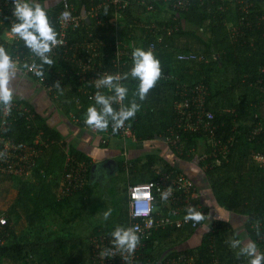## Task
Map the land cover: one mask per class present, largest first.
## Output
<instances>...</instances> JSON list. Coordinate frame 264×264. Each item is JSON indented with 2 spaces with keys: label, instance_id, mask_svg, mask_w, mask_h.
I'll list each match as a JSON object with an SVG mask.
<instances>
[{
  "label": "trees",
  "instance_id": "trees-1",
  "mask_svg": "<svg viewBox=\"0 0 264 264\" xmlns=\"http://www.w3.org/2000/svg\"><path fill=\"white\" fill-rule=\"evenodd\" d=\"M72 1L77 11L81 13L101 4L104 0ZM42 2L50 16L52 15L49 19L59 33L56 21L61 8L59 0ZM132 3L137 4L136 1ZM153 3L155 8L151 11L141 6L142 17L133 14L136 18L139 17L137 21L131 18L133 5L129 6L119 21L122 27L119 37L128 44L130 54L134 47L147 50L151 42H155L156 49L153 51L162 69L160 79L150 90L147 98L143 102L137 99V102L141 103L140 111L126 122L138 139H151L156 136L172 138L171 130H177L175 124L179 115L175 102L181 99L180 87L186 85L191 89L205 85L208 90L205 107L214 113V123L217 125L215 137L221 142L233 137L226 157L222 152L213 150L208 133L183 132V147L179 148V145L174 143L170 146L182 158L194 156L199 158L200 167L204 168L220 205L230 211L248 215L246 224L248 235L256 242L259 251L264 253V165L255 160V155H264V132L254 134L257 124L264 121V25L260 22V15L264 14V0H242L235 4L226 1L224 10L220 9L222 4L220 0H191L181 8L175 7L173 0H158ZM165 12H170L166 19H157L161 13L165 15ZM99 16L101 21L108 23L113 16V6L103 5ZM153 17L157 19L160 32L166 35L162 43L156 42L158 33H149L139 25L143 21L150 22ZM94 23L95 21L86 22V25ZM6 24H9L7 20ZM108 26L114 29L112 25ZM234 26L237 27L236 31L232 29ZM97 28L105 31L102 25ZM167 28H171L173 34L167 35L165 31ZM3 35L4 29L0 27V36ZM112 38L114 39V36L111 37V34L104 35L103 40L111 43ZM15 47V42L4 41V48L9 54L14 53ZM105 53L106 56L101 57L102 69L113 68L114 47L107 46ZM182 53H193L195 56L191 59H181L179 55ZM131 57L132 55L125 56L129 63L125 66L124 73L132 67ZM54 69L57 73L66 71L67 78L64 84L67 87L51 92L57 91L60 94L58 102L66 112H73L83 119L87 107L94 101L79 92L80 76L76 71L68 75L71 70V64L68 62H62L54 66ZM55 80L50 78V83L54 84ZM123 82L129 90L128 98L124 102L127 104L134 98L133 93L136 91L138 81L129 78ZM91 89L96 91V88ZM24 104L31 108L34 116L27 119L21 110H14L8 127L3 133L0 132V135L7 136L15 145L33 144L39 136L43 143L40 146L42 152L37 160V167L32 169L30 176L0 174V184L18 181L17 195L9 209L3 212L7 223L0 224V264H94V248L91 242L93 236L87 241H82L75 229H72L73 220H66L64 216L69 213L66 206L71 199L73 200V193L61 198L58 193L60 178L75 161L86 164L87 177L90 180L92 159L75 147L63 148L65 143H60L61 136L58 131L52 129L42 116L34 112L31 104ZM1 116L2 106L0 129ZM79 125L85 128L82 121ZM107 132L115 138L121 137L120 132L112 133L111 126ZM51 147L57 150H51ZM49 150L53 151V156L55 155L51 165L57 169H50L48 162H43V154ZM205 153L208 157L202 159L201 156ZM69 156L75 160L67 164ZM157 157L154 154L148 156L147 169L151 170V177L148 180L146 168H135V165H132L129 177L131 175L136 177L130 178V181L138 183L156 178V169L152 167ZM217 160L220 161L219 164L216 163ZM163 162L159 165L161 171L176 169L166 159ZM121 165L124 170V160ZM138 173L141 176L137 179ZM35 178L40 184L33 181ZM89 189V184H86L82 190L76 192L92 195ZM23 219L26 223L25 229L28 231L23 229L19 233L15 226ZM40 223L44 225L42 227L44 232L39 231L36 237H29V229ZM127 224L128 220H125L123 225L127 227ZM188 226L193 228L185 224L181 228L167 227L154 231L140 250V263L168 264V258L185 253L188 257H193L195 264H248L247 257L237 256L238 249L230 247L234 231L229 221L224 219L218 220L217 225L205 233L200 246L184 250L172 249L176 247L173 245L180 241ZM113 230H103L101 233L110 234ZM169 248L171 254L162 259Z\"/></svg>",
  "mask_w": 264,
  "mask_h": 264
},
{
  "label": "built area",
  "instance_id": "built-area-1",
  "mask_svg": "<svg viewBox=\"0 0 264 264\" xmlns=\"http://www.w3.org/2000/svg\"><path fill=\"white\" fill-rule=\"evenodd\" d=\"M154 1L147 2V0H136L138 6L145 7L147 11L154 10ZM166 1V0H164ZM175 7H184L185 3L191 0H173ZM222 2L220 9H225V2L229 1L233 4L240 3L242 0H220ZM61 8L58 13L57 24L59 26V33L61 39L65 42L62 46H57L53 49L51 58L54 63L51 66L44 65V78L38 77L31 70V64L35 61L37 64L40 61L35 58L30 51H27L26 47L18 37L11 33V23L14 21L13 16V0H0V27L4 29V35L0 36V46L4 47V41L15 42L16 47L14 53L10 54L13 60L17 63L20 71L34 76L39 83L45 85L48 90L54 91L55 84L59 82L60 88L67 87L64 84L66 71L57 73L54 66L61 64L62 62H68L71 64V70L68 72L70 76L72 72L76 71L80 76V89L79 92L89 98L94 95V91L91 88H95L94 81L100 74H123L125 66L129 63L125 59V56H129L130 49L128 44L120 39L121 23L120 18L123 13L132 5L131 0H104L97 6H92L89 10H84L79 13L72 0H59ZM103 5L113 6V16L110 18L108 25H112L114 29H110L109 26L100 20L99 13ZM48 16L50 12L47 10ZM69 12L70 16L65 19L62 17V13ZM52 17V15L50 16ZM8 21V25L6 24ZM94 24L86 25V22ZM260 22L264 25V14L260 15ZM102 25L105 27V31H101L97 27ZM140 27L144 28L149 33H158L156 36V42L162 43L165 41L166 35L160 32L159 24L152 20L150 22L143 21L139 23ZM109 28V30H108ZM237 27L232 29L236 31ZM166 29V28H165ZM167 35L173 34L171 28L165 30ZM114 36L111 43L103 40L104 35ZM82 36V38H80ZM75 37V38H70ZM107 46L114 47L115 58L112 59L113 68L108 67L102 69L101 57L106 56L105 48ZM152 50L156 49L155 42H151L150 46ZM22 48V49H21ZM9 50V49H8ZM129 54V55H128ZM193 53H182L179 55L181 59L194 58ZM132 58V57H131ZM100 59V60H99ZM28 64L29 68H24L23 65ZM167 78V76L163 75ZM50 78H54V84L50 83ZM122 83H124L122 81ZM107 91V90H104ZM208 94L207 87L205 85H198L191 89L186 85L180 87L179 96L181 99L175 102L176 112L179 115L175 124L177 130H171L172 138L169 137V141L179 148L183 147L184 142L182 138L183 132L197 131L208 133L212 140V146L214 151H220L223 156L226 157L231 141L233 137L227 141L221 142L215 137V131L217 125L214 123L215 115L212 111L207 110L205 107L206 95ZM14 110H21L27 117L31 119L34 114L31 113V108L27 105H21L13 102L11 109L2 107L1 116V129L0 132L6 130L9 125L10 117ZM74 121L79 125L82 121L85 128L88 126L84 123V118H79L72 113ZM88 129H91L88 127ZM93 130V129H92ZM101 136V143L103 145L111 142L115 137L109 132H99L93 130ZM122 140V147L124 153V171L127 177L130 175L131 163L128 159V140L138 139L132 128L126 122L124 128L120 131ZM264 132V121L257 124L254 134ZM106 133V134H105ZM42 141L38 136L34 140L33 144L15 145L8 137L0 135V174H13V175H25L30 176L32 169L37 167V160L42 152ZM208 157L205 153L201 156L202 159ZM199 159V158H198ZM72 160L69 156L67 158V164ZM255 160L260 165H264V155H255ZM220 163L219 160L216 161ZM157 174L156 178L146 182L131 183L128 186V205H129V226L137 230L140 236V243L135 249L134 253L127 254L118 251L109 253L106 257L102 255L105 248H111V233L94 235L91 238L93 245V263L94 264H115L117 262L123 264H141L140 250L145 246L146 240L152 233L160 228L175 227L181 228L185 224L191 225L196 228L199 223L192 221H185L184 216L175 219L172 214L178 215L179 213H185L186 208L191 205L195 206L198 211H202V206L199 202V191L196 182L189 177L185 172L173 169L168 171L155 170ZM89 177H87V166L84 162L75 161L70 169L65 172L59 186V197L68 196L71 193L83 189ZM171 189L172 194L167 200L161 199V193L167 189ZM169 208L170 213L164 212ZM172 213V214H171ZM7 218L5 215H0V224H6ZM126 227V228H128ZM177 256V255H176ZM172 257L167 259V263L173 264H195L193 257H188L185 253H180L178 257ZM139 260V262H138Z\"/></svg>",
  "mask_w": 264,
  "mask_h": 264
},
{
  "label": "clouds",
  "instance_id": "clouds-1",
  "mask_svg": "<svg viewBox=\"0 0 264 264\" xmlns=\"http://www.w3.org/2000/svg\"><path fill=\"white\" fill-rule=\"evenodd\" d=\"M13 5L15 19L11 23V33L23 41L24 46L40 61L39 64L33 61L30 67L36 76L44 78V65L51 66L54 63L51 58L53 49L62 46L65 41L59 38L60 33L51 23L42 0H13ZM69 16V12L62 13V17L65 19ZM131 55L132 67L128 72L124 74L103 73L94 81L96 91L90 97L94 103L87 107L84 114V123L89 128L106 132L111 126L112 133H118L124 128L126 121L133 119L140 111L141 103H138L137 99L143 102L160 79L161 64L151 47L147 50L142 47H134ZM23 67L29 68V65L24 64ZM19 74L20 68L13 57L3 46H0V106L9 110L14 98L12 83ZM129 78L138 81V85L133 93L134 98L125 104L129 90L122 81ZM55 88L62 90L59 82L55 84ZM114 105H118V107H114ZM164 138L171 144L169 137ZM161 140H164L163 137ZM171 194L169 188L161 193V199L167 200ZM216 210L220 218L227 221L220 210ZM103 215L107 220L111 215V210L105 211ZM184 219L186 222L202 223L209 217L202 211H198L195 206L189 205L186 208ZM139 243L140 236L137 230L132 227L117 226L111 232L112 247L105 248L102 255L106 257L113 251L132 254ZM230 247L238 249L237 256L247 257L248 264H264V253L258 250L255 241L237 238L230 241Z\"/></svg>",
  "mask_w": 264,
  "mask_h": 264
},
{
  "label": "crops",
  "instance_id": "crops-1",
  "mask_svg": "<svg viewBox=\"0 0 264 264\" xmlns=\"http://www.w3.org/2000/svg\"><path fill=\"white\" fill-rule=\"evenodd\" d=\"M132 5L133 7L131 8V10L133 9V11H131V18L134 21H137L139 17L136 18L134 15L142 17L141 11L143 9L136 3H132ZM44 6L46 7V5ZM12 87L14 89L13 102L21 105H25L24 103L31 104L34 112L42 116L52 129L58 131L61 136L60 143H65L66 145V147L65 145H63V148L67 149L68 147H75L76 149L91 157L92 167L90 170V183L92 185H103L105 183V179L108 180L112 177L120 176L118 175V172L123 170L121 162L124 159L122 140L120 138L112 139L108 146L103 145L101 143V136L99 134L78 125L73 119V112H66L63 109V106H61L58 102L60 94L57 91L50 92L45 85L39 83V81L30 74L20 71L17 79L13 81ZM163 139L164 140H161L160 136H156L151 139H136L135 141L128 140V159L130 161L132 160L133 162L138 163L140 159L144 158L142 157V155H146L147 157L150 154L157 153L159 155H162L163 157L165 156V159L174 168L179 170L183 169L188 172L187 169L189 168L191 162L196 163L200 167L199 159L196 156H194L193 158H182L181 155L176 154L175 150H173V148L170 146L171 144L164 137ZM161 141H163V144ZM130 143L134 144V151L130 149ZM53 148L51 147V150H57ZM53 154V151L50 150L43 154V162H48L50 169H57L52 167V160L55 159V155L53 156ZM64 166H66V162H64ZM154 169L161 170L160 166H157ZM133 176L136 177L135 175ZM194 178L195 180H197L198 191L200 194V205L202 206L203 213L208 216L209 219H206L204 222L199 223V226H197L196 228H191L189 226L188 228L186 227L187 231L179 239L180 241L177 243V246L172 247V249L177 248L184 250L193 249L200 246L205 233L208 232L211 228L215 227L218 220L222 219L220 218L219 213L216 209L220 210L225 219L232 225V230L234 231V236H231L232 240L237 238L246 240L247 237L251 239L246 229L248 215L237 211H230L226 207L220 205L204 168H201V171L198 173V178ZM60 179L62 180V177ZM128 180L126 179L125 181L127 185L125 189V206L123 208L122 219L119 220V224L123 227H125L123 225L125 223L124 220H128L129 222L130 217L128 205V186L133 181H130V179ZM33 181H36V183H38L36 178ZM89 191L91 193V189H89ZM72 202H75V200H71L69 202L70 205L72 204ZM9 207L10 204L6 211L9 209ZM164 212L170 213V209H165ZM172 215L175 219H177L178 217H182L183 213ZM129 223L127 225H129ZM116 227L117 226H114V228L112 229H115ZM102 231H91L88 235L82 238V241H87L90 236H94L98 233H101ZM79 237H82L80 233ZM170 254L171 249L169 248L165 251L161 258H166Z\"/></svg>",
  "mask_w": 264,
  "mask_h": 264
},
{
  "label": "rangeland",
  "instance_id": "rangeland-1",
  "mask_svg": "<svg viewBox=\"0 0 264 264\" xmlns=\"http://www.w3.org/2000/svg\"><path fill=\"white\" fill-rule=\"evenodd\" d=\"M51 4V3H50ZM161 13L157 19H166L169 15L170 12L166 13ZM156 18V17H155ZM154 19L153 20H157ZM170 104V103H169ZM171 105V104H170ZM263 115H264V109H263ZM163 144V141H161ZM133 143H130L131 148L134 149ZM129 150V149H128ZM134 151V150H133ZM153 155V154H150ZM157 155L156 163L153 165L152 168H155L161 164H163L165 161V156L163 157L162 155L159 154H154ZM149 156V155H148ZM148 156L142 155L144 157L143 159H140L138 163L132 162L129 160V164L131 163L132 165H135V168L140 167V169L146 168L145 174L147 175L146 179L148 180L151 176V170L149 168L147 169V160ZM161 163H160V161ZM143 166V167H142ZM132 170V168L130 169ZM183 172H185L189 177H191L197 184V180H195L194 177L198 178V173L201 171V168L199 165L196 163L191 162L189 168L187 171L181 169ZM131 173V172H130ZM118 175L119 177H112L110 179H105V183L103 185H92L90 183V180H88L87 184H89V187L91 189V194L89 195L86 192H74L73 193V200L75 202H72L71 205L70 203H67L66 208L69 210L68 214H65V219L66 220H73V227L72 229H75L77 236L79 237V233L82 236L81 238H84L86 235H88L91 231L92 232H99L104 229L109 230L114 228V226H121L119 224V220L122 219V213H123V208L125 206L124 200H125V189H126V179L128 178L126 175L125 171H119ZM126 175V176H125ZM138 178H140V173L137 174ZM194 177H193V176ZM131 178H134L132 176ZM129 181V180H128ZM18 182V181H16ZM16 182L9 181L3 184H0V213L3 214L5 213L6 209L8 208L9 204H11L14 200V198L17 195L18 189H17V184ZM82 190V189H81ZM72 200V199H71ZM111 210V215L107 220L104 219V212ZM50 216V213H48ZM52 218V217H51ZM63 221H65L63 219ZM125 222V220H124ZM123 222V223H124ZM129 223V222H128ZM44 225L40 224L36 226L33 229H29V237H36L39 231L44 232L42 229ZM58 226V224H57ZM129 225H127L128 227ZM26 223L24 220H21L16 226L15 230L19 233L23 229H25ZM46 228V227H44ZM28 231L27 229H25ZM99 230V231H98ZM249 239L248 237L246 240ZM177 246V243L175 245ZM258 246V245H257ZM180 250V249H179ZM259 250V248H258Z\"/></svg>",
  "mask_w": 264,
  "mask_h": 264
}]
</instances>
